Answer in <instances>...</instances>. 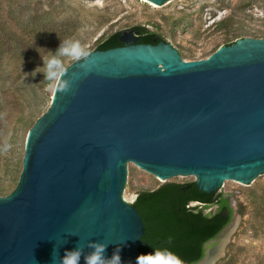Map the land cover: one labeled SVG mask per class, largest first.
<instances>
[{
	"label": "water",
	"instance_id": "obj_1",
	"mask_svg": "<svg viewBox=\"0 0 264 264\" xmlns=\"http://www.w3.org/2000/svg\"><path fill=\"white\" fill-rule=\"evenodd\" d=\"M121 39L64 68L30 127L16 189L0 196V264H60L91 241L136 264L145 232L123 195L130 163L207 193L264 175V38H231L201 60ZM227 241L197 264H215Z\"/></svg>",
	"mask_w": 264,
	"mask_h": 264
},
{
	"label": "rangeland",
	"instance_id": "obj_2",
	"mask_svg": "<svg viewBox=\"0 0 264 264\" xmlns=\"http://www.w3.org/2000/svg\"><path fill=\"white\" fill-rule=\"evenodd\" d=\"M38 18L52 25L43 34L37 32ZM137 26L162 35L185 60L206 59L231 38H264V0H170L158 7L142 0H0V42L6 43L0 54H15L16 46L21 53H30L38 46L37 50L42 48L38 54H46V59L55 55L64 40L79 42L88 53L116 33L132 41ZM60 59L63 69L79 60L70 56ZM43 66L38 67V83L19 84L3 83L1 77L15 66L5 62L0 66V196L16 189L28 131L54 94L58 75L45 85ZM13 74L18 81L20 72ZM128 169L123 195L131 204L139 192L165 184L133 163ZM189 181L194 177H176L168 182ZM220 191L229 199L234 216L214 243L228 238L215 264H264V175L249 186L227 181ZM219 250L215 249V254Z\"/></svg>",
	"mask_w": 264,
	"mask_h": 264
},
{
	"label": "trees",
	"instance_id": "obj_3",
	"mask_svg": "<svg viewBox=\"0 0 264 264\" xmlns=\"http://www.w3.org/2000/svg\"><path fill=\"white\" fill-rule=\"evenodd\" d=\"M46 19H49V16ZM46 19H37L38 33L47 32L46 29L52 27L50 23L45 24ZM134 32L139 44L157 45L160 42H167L162 35L144 26L135 27ZM50 36L52 34L48 37ZM121 38V33H116L102 42L97 50L106 51L122 47L124 43ZM26 45L32 47L29 43ZM5 46L6 43L0 42V53H3L1 50ZM18 48L20 47H15L17 49L15 54H0V66H3L4 62L15 66L14 71L1 76L3 83L11 81L17 84L28 81L38 83L40 79L38 67L44 64L43 60L53 55L45 59L46 54H38L42 49L37 50L38 46H34L30 53H21ZM17 71L21 74L20 79L22 77L24 79L18 81L16 78L13 79V73ZM60 74L61 72L58 78ZM42 79L45 85L53 83L45 74ZM5 195L2 196L6 197ZM194 203L197 205L194 206ZM133 206L138 210L144 223L145 234L142 237L140 252L144 254L152 252L154 248H168L180 258L182 264H197L203 260L206 243L217 238L232 222L234 216V209L223 192L220 190L212 193L203 192L198 189L196 181L166 182L156 190L141 191ZM213 207L216 208L214 212H205L206 209Z\"/></svg>",
	"mask_w": 264,
	"mask_h": 264
},
{
	"label": "clouds",
	"instance_id": "obj_4",
	"mask_svg": "<svg viewBox=\"0 0 264 264\" xmlns=\"http://www.w3.org/2000/svg\"><path fill=\"white\" fill-rule=\"evenodd\" d=\"M70 56L75 59L86 58L87 53L81 47L79 42L73 40L61 41L55 55L47 60H43L45 68V77L54 80L58 73L63 69V63L60 57ZM71 81H69V86ZM91 250L84 255L83 247H77L73 250L66 251L62 257L60 264H80L83 255L84 264H123L120 256V248L118 247L113 255L109 258L106 256L107 244L99 241H91L88 243ZM136 264H182L180 258L168 248H154L152 252L141 254L136 258Z\"/></svg>",
	"mask_w": 264,
	"mask_h": 264
},
{
	"label": "flooded vegetation",
	"instance_id": "obj_5",
	"mask_svg": "<svg viewBox=\"0 0 264 264\" xmlns=\"http://www.w3.org/2000/svg\"><path fill=\"white\" fill-rule=\"evenodd\" d=\"M135 35H136V34H135ZM136 38H137V37H136ZM122 42H123V41H122ZM123 43H124V42H123ZM135 44H139V43H138V38H137ZM124 45H126V43H124ZM209 242H210V241H209ZM207 244H208V243H206V245H205V249H206V250H205V256H206L207 249L210 248V247H213V246H214V245H210V246H209V245H207ZM205 256H204V257H205ZM203 259H204V258H203ZM201 261H202V260H201Z\"/></svg>",
	"mask_w": 264,
	"mask_h": 264
},
{
	"label": "bare ground",
	"instance_id": "obj_6",
	"mask_svg": "<svg viewBox=\"0 0 264 264\" xmlns=\"http://www.w3.org/2000/svg\"><path fill=\"white\" fill-rule=\"evenodd\" d=\"M142 1H144V2H148L147 0H142ZM149 4H151V5L154 6V7H158V5L152 4V3H150V2H149ZM217 253H218V252H217ZM214 255H216V254H215V251H214ZM214 255L212 254V256H211L210 260L208 261V263L211 261V259L214 257Z\"/></svg>",
	"mask_w": 264,
	"mask_h": 264
}]
</instances>
